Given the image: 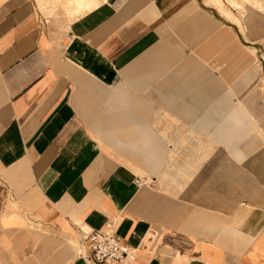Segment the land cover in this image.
I'll list each match as a JSON object with an SVG mask.
<instances>
[{
	"label": "crops",
	"instance_id": "0c3cea01",
	"mask_svg": "<svg viewBox=\"0 0 264 264\" xmlns=\"http://www.w3.org/2000/svg\"><path fill=\"white\" fill-rule=\"evenodd\" d=\"M261 82L264 17L0 0V264H94L81 224L118 264H264Z\"/></svg>",
	"mask_w": 264,
	"mask_h": 264
},
{
	"label": "rangeland",
	"instance_id": "374dc122",
	"mask_svg": "<svg viewBox=\"0 0 264 264\" xmlns=\"http://www.w3.org/2000/svg\"><path fill=\"white\" fill-rule=\"evenodd\" d=\"M215 7L225 18L240 24L248 15L264 17V0H205ZM40 9L46 17L51 12L64 8L71 16L81 10H86L99 3V0H37ZM79 9L80 11H77ZM261 79V78H260ZM263 83V82H261ZM258 85L260 92L264 93V83Z\"/></svg>",
	"mask_w": 264,
	"mask_h": 264
},
{
	"label": "built area",
	"instance_id": "2783aa9c",
	"mask_svg": "<svg viewBox=\"0 0 264 264\" xmlns=\"http://www.w3.org/2000/svg\"><path fill=\"white\" fill-rule=\"evenodd\" d=\"M136 183H144L140 178ZM81 241L89 251L86 258L94 264H118L132 262L137 257L136 249L120 239L112 231H99L85 224L78 227Z\"/></svg>",
	"mask_w": 264,
	"mask_h": 264
}]
</instances>
